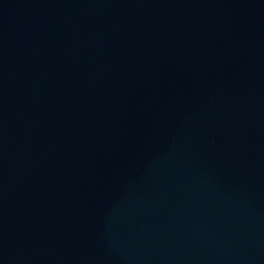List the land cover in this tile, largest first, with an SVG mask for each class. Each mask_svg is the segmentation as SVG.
Returning a JSON list of instances; mask_svg holds the SVG:
<instances>
[{"label": "water", "instance_id": "water-1", "mask_svg": "<svg viewBox=\"0 0 264 264\" xmlns=\"http://www.w3.org/2000/svg\"><path fill=\"white\" fill-rule=\"evenodd\" d=\"M0 264H264V0H0Z\"/></svg>", "mask_w": 264, "mask_h": 264}]
</instances>
